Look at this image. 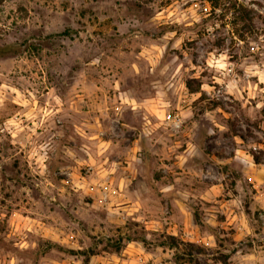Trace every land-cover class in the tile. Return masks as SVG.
<instances>
[{
    "label": "rangeland",
    "instance_id": "374dc122",
    "mask_svg": "<svg viewBox=\"0 0 264 264\" xmlns=\"http://www.w3.org/2000/svg\"><path fill=\"white\" fill-rule=\"evenodd\" d=\"M224 258L264 264V0H0V264Z\"/></svg>",
    "mask_w": 264,
    "mask_h": 264
},
{
    "label": "trees",
    "instance_id": "16d2710c",
    "mask_svg": "<svg viewBox=\"0 0 264 264\" xmlns=\"http://www.w3.org/2000/svg\"><path fill=\"white\" fill-rule=\"evenodd\" d=\"M116 248H118V249H119V247H116ZM222 263H223V264H226V263H227V259H226V258H224V259L222 260Z\"/></svg>",
    "mask_w": 264,
    "mask_h": 264
}]
</instances>
